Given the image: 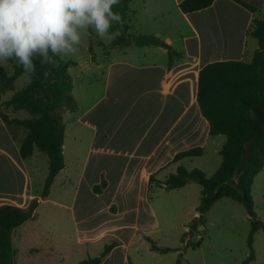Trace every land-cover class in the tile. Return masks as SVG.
<instances>
[{
  "label": "crops",
  "instance_id": "obj_1",
  "mask_svg": "<svg viewBox=\"0 0 264 264\" xmlns=\"http://www.w3.org/2000/svg\"><path fill=\"white\" fill-rule=\"evenodd\" d=\"M181 1H131L129 32L159 38L181 58L169 66L168 50L163 47L108 49V44L104 45L106 105L103 107L102 98L94 113L96 105L80 110L76 102L75 112L62 115L64 167L50 192L59 181V191L70 189L71 199L57 202L50 199L49 192L45 200H39L34 217L11 233L13 264H79L99 256L111 243L115 246L100 264H136L130 251L139 234L158 228L148 195L163 189L149 184V177L163 182L178 166L201 158L207 147L218 154L225 138L210 136L200 114L196 102L198 73L213 62H249L258 48L257 42L250 44L251 55H247V30L256 15L230 0H214L206 9L183 14L178 9ZM215 28L222 32L224 47L213 39ZM76 65L73 62L71 66ZM66 118L71 122L68 129ZM19 144L0 118V207L24 209L41 191L34 187L36 166L31 161L37 163L46 156L35 151L22 159ZM196 147L203 148L201 157L172 163L177 153ZM262 174L264 169L254 177L251 193ZM146 205L152 210L142 217L140 207ZM188 241L185 238L182 246ZM175 253L178 256L177 250Z\"/></svg>",
  "mask_w": 264,
  "mask_h": 264
},
{
  "label": "trees",
  "instance_id": "obj_2",
  "mask_svg": "<svg viewBox=\"0 0 264 264\" xmlns=\"http://www.w3.org/2000/svg\"><path fill=\"white\" fill-rule=\"evenodd\" d=\"M121 0L114 8L124 20L123 35L108 49L116 47H163L164 43L154 36H137L129 32L130 3ZM248 12L256 15L257 6L243 0H230ZM214 0H183L178 9L190 14L208 8ZM247 35L257 42L258 48L249 62L219 61L202 67L198 73L196 102L201 116L209 126L210 136H223L225 142L218 152L220 164L216 171L207 177L200 169L187 170L178 166L175 173L169 174L163 182L153 176L149 184L155 183L165 191L177 190L188 183L200 187L199 204L196 215L188 225L193 233L202 228L209 209L221 199H230L241 205L249 220L250 229L246 239L247 258L241 264H250L254 260V235L264 233V221H259L254 212L251 196L253 179L264 169V17H254ZM88 52L93 61V52L88 42ZM181 54L168 49V65L171 66ZM60 67L52 68V74L45 78L44 68L36 62V73L20 90L14 91L15 81L23 75V69L15 62H9L11 72L0 67V118L14 140H19V156L27 159L33 153L44 154L48 160L47 175L37 199L26 208L4 205L0 207V264H13L11 243L12 231L34 217L39 200H45L57 174L63 169L64 125L62 115L73 113L77 103L72 95L73 82L68 73V64L61 58ZM11 95L2 100V97ZM25 113V117H12V114ZM203 148L196 147L177 153L172 163L185 158L201 157ZM148 198L150 196L148 195ZM149 249L156 253H168L176 250L157 247L149 238ZM184 243V239L181 240ZM202 243L187 242L177 251L175 264H185L184 252L195 250ZM115 246L111 243L101 254L87 258L79 264H100L102 259Z\"/></svg>",
  "mask_w": 264,
  "mask_h": 264
},
{
  "label": "rangeland",
  "instance_id": "obj_3",
  "mask_svg": "<svg viewBox=\"0 0 264 264\" xmlns=\"http://www.w3.org/2000/svg\"><path fill=\"white\" fill-rule=\"evenodd\" d=\"M244 2L257 6L256 17H264V0H243ZM213 39L217 46L224 47V37L217 28L213 29ZM93 52V62L88 53V42ZM222 41V42H221ZM106 43L95 35L94 32L83 37L82 44L77 55L61 58L69 66V75L73 82V97L79 105L80 110H87L88 107L96 105L92 111L96 112L100 107L98 102L103 98V107L108 99L104 98V67L103 58L106 56ZM250 44H256V41L249 36V47L247 55H251ZM76 66H71L72 63ZM98 63V64H95ZM4 72L10 73L9 62L0 65ZM29 82L24 75L20 76L14 84V90H20ZM10 93L5 94L2 100L7 98ZM25 114V113H23ZM22 118L24 115L20 114ZM66 129L71 126L69 119H65ZM224 140V137H222ZM44 156V155H43ZM45 159L31 164L36 166L33 176L34 187L41 190V179L44 170L47 169V157ZM220 158L213 147H207L205 154L198 159L186 161L185 168L200 169L207 177H210L216 170ZM220 164V163H219ZM59 181L54 185L50 192V199L66 203L71 199L70 189L65 193L59 191ZM190 190V191H189ZM192 190V191H191ZM149 205L156 214L158 228L145 229L140 233L130 251L134 263L136 264H175L177 254L175 251L166 254H153L149 251V238L157 247L178 250L181 248V240L188 238L191 243L198 241L196 237L202 238V244L197 250L188 249L184 252L185 264H241L247 258L246 239L250 229L249 220L244 208L230 199H221L217 201L206 213L205 225L198 231L191 234L188 225L195 217V209L199 204L200 187L194 183H188L186 187L174 191L152 190L149 192ZM254 212L259 221H264V174L260 175L255 181L251 193ZM97 204V203H96ZM149 205L141 206L142 217L144 213L150 211ZM151 209V210H152ZM46 207H42L45 213ZM186 227V228H184ZM253 252L255 260L250 264H264V233L261 231L254 235ZM137 249V251H136Z\"/></svg>",
  "mask_w": 264,
  "mask_h": 264
},
{
  "label": "clouds",
  "instance_id": "obj_4",
  "mask_svg": "<svg viewBox=\"0 0 264 264\" xmlns=\"http://www.w3.org/2000/svg\"><path fill=\"white\" fill-rule=\"evenodd\" d=\"M121 0H0V65L15 62L31 79L36 62L45 78L60 59L78 54L83 37L94 32L106 44L123 35L124 20L114 8Z\"/></svg>",
  "mask_w": 264,
  "mask_h": 264
},
{
  "label": "water",
  "instance_id": "obj_5",
  "mask_svg": "<svg viewBox=\"0 0 264 264\" xmlns=\"http://www.w3.org/2000/svg\"><path fill=\"white\" fill-rule=\"evenodd\" d=\"M163 48H165V49L168 50V49H169V46H168L167 44H164V45H163Z\"/></svg>",
  "mask_w": 264,
  "mask_h": 264
}]
</instances>
